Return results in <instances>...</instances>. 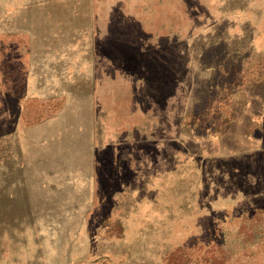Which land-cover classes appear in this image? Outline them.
Listing matches in <instances>:
<instances>
[{"label": "rangeland", "instance_id": "374dc122", "mask_svg": "<svg viewBox=\"0 0 264 264\" xmlns=\"http://www.w3.org/2000/svg\"><path fill=\"white\" fill-rule=\"evenodd\" d=\"M253 138L264 0H0V264H264Z\"/></svg>", "mask_w": 264, "mask_h": 264}, {"label": "crops", "instance_id": "0c3cea01", "mask_svg": "<svg viewBox=\"0 0 264 264\" xmlns=\"http://www.w3.org/2000/svg\"><path fill=\"white\" fill-rule=\"evenodd\" d=\"M248 148L247 155L254 158L258 154L264 155V141L260 142V140H248Z\"/></svg>", "mask_w": 264, "mask_h": 264}, {"label": "trees", "instance_id": "16d2710c", "mask_svg": "<svg viewBox=\"0 0 264 264\" xmlns=\"http://www.w3.org/2000/svg\"><path fill=\"white\" fill-rule=\"evenodd\" d=\"M175 261H174V263L173 264H176V261L178 262V260H176V259H174ZM180 263V262H179Z\"/></svg>", "mask_w": 264, "mask_h": 264}]
</instances>
